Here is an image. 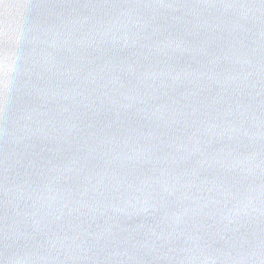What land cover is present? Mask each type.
<instances>
[{
  "label": "water",
  "instance_id": "95a60500",
  "mask_svg": "<svg viewBox=\"0 0 264 264\" xmlns=\"http://www.w3.org/2000/svg\"><path fill=\"white\" fill-rule=\"evenodd\" d=\"M0 264H264V0H0Z\"/></svg>",
  "mask_w": 264,
  "mask_h": 264
},
{
  "label": "clouds",
  "instance_id": "9594fccd",
  "mask_svg": "<svg viewBox=\"0 0 264 264\" xmlns=\"http://www.w3.org/2000/svg\"><path fill=\"white\" fill-rule=\"evenodd\" d=\"M2 35L4 38V47L0 50V88L5 92L8 90L9 78L13 69V54L11 52V42H12V25L9 16V20L4 22Z\"/></svg>",
  "mask_w": 264,
  "mask_h": 264
}]
</instances>
